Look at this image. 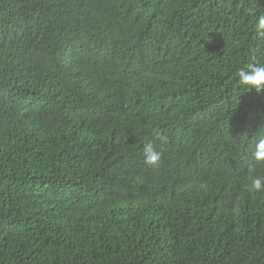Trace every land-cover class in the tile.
<instances>
[{
  "label": "trees",
  "instance_id": "16d2710c",
  "mask_svg": "<svg viewBox=\"0 0 264 264\" xmlns=\"http://www.w3.org/2000/svg\"><path fill=\"white\" fill-rule=\"evenodd\" d=\"M260 15L0 0V264H264V191L247 187L264 91L234 75L264 63Z\"/></svg>",
  "mask_w": 264,
  "mask_h": 264
},
{
  "label": "clouds",
  "instance_id": "9594fccd",
  "mask_svg": "<svg viewBox=\"0 0 264 264\" xmlns=\"http://www.w3.org/2000/svg\"><path fill=\"white\" fill-rule=\"evenodd\" d=\"M255 28L257 36L264 38V15L258 17ZM234 75L239 85L245 87L247 90L264 91V63H249L238 68ZM142 154L144 162L148 165H156L162 158V153L157 150L152 142L145 143ZM253 155L257 160H264V134H258L254 144ZM247 179L249 181V185H247L249 190L256 192L264 191V176L253 175L252 170H250Z\"/></svg>",
  "mask_w": 264,
  "mask_h": 264
}]
</instances>
